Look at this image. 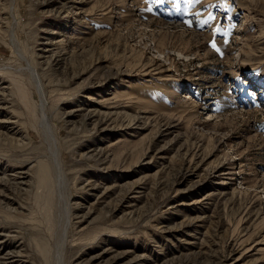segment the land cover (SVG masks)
Listing matches in <instances>:
<instances>
[{"label":"rangeland","instance_id":"1","mask_svg":"<svg viewBox=\"0 0 264 264\" xmlns=\"http://www.w3.org/2000/svg\"><path fill=\"white\" fill-rule=\"evenodd\" d=\"M0 86V264H264V0H0Z\"/></svg>","mask_w":264,"mask_h":264},{"label":"bare ground","instance_id":"2","mask_svg":"<svg viewBox=\"0 0 264 264\" xmlns=\"http://www.w3.org/2000/svg\"><path fill=\"white\" fill-rule=\"evenodd\" d=\"M43 52V51H42ZM40 54V53H39ZM41 55V54H40ZM42 56V55H41ZM20 86V85H19ZM4 88L5 87H1L0 86V109L2 108V104H3V101H4V98L3 97V91H4ZM39 91V89H38ZM8 95V94H7ZM8 101V100H7ZM5 104V103H4ZM39 182L41 185H47L48 182H49V174L47 173V170L46 169H43L42 171V174L40 176V179H39ZM1 183V182H0ZM9 259V258H8Z\"/></svg>","mask_w":264,"mask_h":264}]
</instances>
